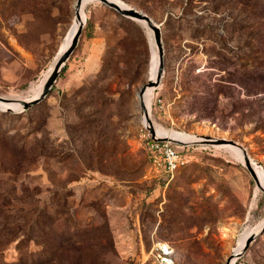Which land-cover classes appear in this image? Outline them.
<instances>
[{"label":"rangeland","instance_id":"obj_1","mask_svg":"<svg viewBox=\"0 0 264 264\" xmlns=\"http://www.w3.org/2000/svg\"><path fill=\"white\" fill-rule=\"evenodd\" d=\"M119 1L159 27L151 123L231 139L264 170V0ZM74 2L0 0V96H33ZM82 13L46 95L0 110V264H160V242L172 264H223L264 220V193L228 145H173L191 160L147 173L137 98L150 80L147 28L95 1ZM232 264H264V230Z\"/></svg>","mask_w":264,"mask_h":264},{"label":"water","instance_id":"obj_2","mask_svg":"<svg viewBox=\"0 0 264 264\" xmlns=\"http://www.w3.org/2000/svg\"><path fill=\"white\" fill-rule=\"evenodd\" d=\"M84 0H75L74 2V18L77 19L78 16V9L80 7L81 2ZM88 1H95V2H99L102 3L103 5L112 8L113 10H115L117 13H119L122 16H125L127 18L133 19L135 21H142L144 22L145 26L151 31V36H152V40L154 42V44L156 45V51H157V56H158V70L157 73L154 77L153 80H148L145 83H143L139 88H138V92H137V97H138V104L140 106L141 109V113L145 119V128L150 136L151 139L156 140V141H169L178 145H190V144H202V145H221V144H228V145H232L236 148H238L241 152V161L243 163V165L245 166L247 172L249 173L250 177L252 178L253 182L255 183V185H258V181L256 179V175L254 173V169L253 167L250 165V160L248 155L246 154L245 150L236 142H234L231 139H226V138H222V137H211V136H202V135H197V139L192 140L190 142H179L173 139H169L166 137H161L158 136L154 133L153 131V127L151 125V121L149 119V117L147 116L146 113V109L145 106L142 102V100H139L142 96V93L144 92V90L147 87H154L161 76V72H162V43H161V38H160V31H159V27L156 23H154L151 18L146 15L145 13H142L141 11H138L132 7L129 6H119L118 4L110 1V0H88ZM82 23V21H81ZM80 29H81V24L77 27L75 33L73 34L69 44L67 45V47L58 55L56 61L54 62L51 71L49 72V74L46 76L45 80L43 81L42 84V88L40 93L29 100H25V99H19V98H9V97H3L0 96V103H16L19 105V109H11L9 107H0V110L3 111H22L25 109H28L29 107H31L32 105H34L35 103H37L38 101H40L47 93L48 89L50 88L51 84L54 82L56 75L58 74L60 68L62 67L65 59L67 58V56L71 53V51L74 49L76 42H77V38L78 35L80 34ZM260 190L264 193V191L260 188ZM264 230V222L261 225V227L259 228V230L250 233L241 249L236 252V253H230L224 260L223 264H229L230 260L232 258H236L239 255L242 254L243 251H245V249L247 248V246L249 245V243L253 240V238L259 234L260 232H262Z\"/></svg>","mask_w":264,"mask_h":264},{"label":"bare ground","instance_id":"obj_3","mask_svg":"<svg viewBox=\"0 0 264 264\" xmlns=\"http://www.w3.org/2000/svg\"><path fill=\"white\" fill-rule=\"evenodd\" d=\"M116 4H118L119 6H125L121 1L119 0H110ZM90 1L88 0H84L81 2L80 4V7L78 9V18L76 19V22H74V24L71 26V30L69 31V33L67 34L65 40L63 41L62 45L60 46L59 48V51H58V55L67 47V45L69 44L73 34L75 33L77 27L81 24V21H82V17H83V13H82V9L84 8V6ZM139 23L141 24V26L147 28L144 24V22L142 21H139ZM147 33L151 39V47H152V61H151V65H150V72H149V77H150V80H153L156 73H157V70H158V56H157V51H156V45L154 44L153 40H152V36H151V31L147 28ZM57 55V57H58ZM57 57L55 58V60L53 61V63L51 64L50 66V69L48 71V73L46 74V76L49 74V72L51 71L52 69V66L54 64V62L56 61ZM45 76V78H46ZM45 78L42 80V82L39 84V86L34 90V94L33 96L30 98H34L36 97L40 91H41V88H42V84H43V81L45 80ZM154 87H147L144 92L142 93V96L139 100H142L144 106H145V109H146V113H147V116L149 115V112H148V108H149V103H150V100L152 98V90H153ZM138 98V97H137ZM29 100V99H28ZM145 100L147 102V105L145 103ZM0 107H9L11 109H19V105L16 104V103H7V104H4V103H0ZM150 119V118H149ZM152 127H153V131L156 135L158 136H161V137H166V138H169V139H173V140H176V141H179V142H190L192 140H195L197 139V137H193L189 134H186V133H179V132H174V131H167V130H164L162 128H159L157 126H154V124H152ZM228 144H221V145H216V146H226ZM225 149L229 150L233 156H235L236 158H238L239 160H241V152L238 148L232 146V145H228L227 147H224ZM250 160V159H249ZM250 165L253 167L254 169V173L256 175V179L258 181V185H256V190L261 191L260 188L264 191V170L258 166H255L251 160H250ZM264 220L258 225V229L254 230L253 229H245L242 234L240 235V238H239V241H238V245H236L237 247L234 249V252L233 253H236L238 252L246 237L252 233V232H255L257 230H259V228L261 227V225L263 224ZM234 258H232L230 260V263L229 264H232Z\"/></svg>","mask_w":264,"mask_h":264},{"label":"built area","instance_id":"obj_4","mask_svg":"<svg viewBox=\"0 0 264 264\" xmlns=\"http://www.w3.org/2000/svg\"><path fill=\"white\" fill-rule=\"evenodd\" d=\"M143 128L145 126L142 124ZM144 150L147 159V173L172 176L179 168L186 165L192 155L182 153V150L175 148L172 142L156 141L150 138L148 132L143 134ZM154 258L160 264H172L170 248L165 242L155 245Z\"/></svg>","mask_w":264,"mask_h":264},{"label":"trees","instance_id":"obj_5","mask_svg":"<svg viewBox=\"0 0 264 264\" xmlns=\"http://www.w3.org/2000/svg\"><path fill=\"white\" fill-rule=\"evenodd\" d=\"M183 167V166H182Z\"/></svg>","mask_w":264,"mask_h":264}]
</instances>
